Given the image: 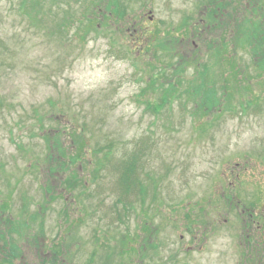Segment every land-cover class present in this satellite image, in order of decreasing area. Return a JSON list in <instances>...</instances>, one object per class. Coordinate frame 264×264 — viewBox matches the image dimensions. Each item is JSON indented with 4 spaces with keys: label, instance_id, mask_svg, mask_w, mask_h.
Returning a JSON list of instances; mask_svg holds the SVG:
<instances>
[{
    "label": "rangeland",
    "instance_id": "374dc122",
    "mask_svg": "<svg viewBox=\"0 0 264 264\" xmlns=\"http://www.w3.org/2000/svg\"><path fill=\"white\" fill-rule=\"evenodd\" d=\"M108 1L0 0V206L18 221L0 238L22 241L0 264H264V69L245 67L232 33L255 2L216 0L217 15L214 0H116L98 14ZM254 94L256 114L230 113ZM84 124L82 153L68 133L65 150L46 146L43 127ZM131 164L145 193L122 187Z\"/></svg>",
    "mask_w": 264,
    "mask_h": 264
},
{
    "label": "trees",
    "instance_id": "16d2710c",
    "mask_svg": "<svg viewBox=\"0 0 264 264\" xmlns=\"http://www.w3.org/2000/svg\"><path fill=\"white\" fill-rule=\"evenodd\" d=\"M233 2H234V0H230L228 3L233 4ZM250 2H255L254 7L252 9H250V12L248 14L244 15V17H241L242 20L239 19V22H238V19L235 20V22L233 23V26H232V33H234V42L246 52V58L245 59L243 58L245 61V67L247 69H249V67H251V68H254V70L258 71L260 68H262L261 70L264 69V9L262 7V3H259V2L253 1V0H250ZM226 4H227L226 2L224 5V4H220L219 1H216V0L212 1L211 5H213L216 9V10H213L212 13H216V11H220L223 8H224V10H226L228 8V5H226ZM100 6H101L102 10H105L104 12H102L101 9L99 10L98 14H101V15L107 14L109 11L114 12V7H116L118 9V6L116 4V0H109L108 2H103V3L100 2ZM208 11L210 12V10H208ZM208 11H207V13H208ZM94 13L95 12H92V14H94ZM117 14L120 16H124V15H126V12L124 11L121 14L120 13H117ZM224 14H225V12H224ZM105 16L109 17V15H105ZM66 25H67V22H61V25L58 26V28H57V33L64 36L65 35L64 30H66ZM207 27H210V26L208 25ZM85 29L86 30L83 31V32H85L84 33L85 39L88 37L89 34L93 33L94 31L97 32L96 28H94V27L90 28V27L86 26ZM228 44L229 43H227V41H223L221 44L216 45L215 48H211L214 50L212 52V54H215L216 57H218L219 56L218 54L221 55V53H222V56H223V51L226 49ZM164 49L168 50V49H166V47H164ZM222 56H221V60H222ZM223 61H226L225 57L223 58ZM208 71H209V67H208V65H206V68L202 74V80L203 81L202 82L200 81L202 84L201 85L202 88L204 86H206L205 84H207V83L209 84L212 81V77L211 78L208 77ZM210 76H211V74H210ZM252 77L258 78L259 75H258V73L255 72L254 75H252ZM165 78H166V75H165ZM158 81L159 80L157 78H154L150 82L152 89L157 90V88L160 87ZM263 86H264V79H263ZM164 90H165V93L161 96L160 100L162 101L161 103H164V105H165L168 100H171L172 98H174V95H176V93H175L176 89L173 90L174 93L172 92L174 95L169 93V91L166 92L167 89L164 88ZM198 93H199V90H198ZM258 96L259 95L254 94L253 101L249 104H245L246 102H244V103L232 105V108H233L232 111L233 112H230V111H228V112L233 113L234 116L239 115L240 117H243L246 114L251 115L254 111L256 114V110L259 109V105H258L259 97ZM231 97H232V94L230 95V98ZM216 104H217V106H219V103H216ZM160 105H159V107L163 106V104H160ZM202 105L209 107V105H207L206 102L204 104L202 103ZM156 106H157V108H159L158 105H156ZM227 106L230 107L229 104ZM150 108H151L150 106L146 107V109H148V110ZM157 108L154 110L158 111ZM228 109H226V111ZM220 110L221 109L219 108V111ZM224 111H225V109L221 110V112H224ZM85 129H86L85 124L82 126V128H80L79 130H77L75 132H71V131H73L72 127L69 130H67L68 132L66 131V129L63 130L62 128L55 129V128L50 127V131H53L55 133V135L52 133H50L51 135H48V131H45L46 128L43 127V130L45 132V144H46V146H48L50 144V142H53L54 144L52 145V147L57 148V150H59V151H63L65 149L69 150L68 149V147H69V148L74 149V150H70L71 152L75 151L77 153H82L83 145L87 144L85 135L83 133L85 131ZM66 133H68V135L66 136V145L67 146L64 149V142L62 141L60 136H64V135H66ZM68 136L70 137V139L67 138ZM57 137H59L60 140L57 139ZM68 140H69V144H67ZM96 146H97V144H96ZM100 150L102 152V148L99 149V148L93 147L90 149V153L93 155V157L97 158L98 154L100 153ZM74 153H71V155L68 156V159H70L71 164H75L77 162V158L79 159V157H80V159H81V156H78L77 158L75 156H73L72 154H74ZM110 154H112V152H110L107 155H110ZM52 155H53V157H51ZM58 156H59L58 160L62 159V160H60L62 162V161H65V159L67 157V153H66V151L63 153L59 152ZM49 159H56V157H55V154L53 152L49 153V150H47L46 160H49ZM96 160H97V163L100 164V162H99L100 158L99 159L97 158ZM58 163H59V165H57L55 167H49L50 172L54 173V175L61 174L59 170L61 169L60 167H62V165H64V164H62L60 162H58ZM133 170H134V164L128 165L126 167L123 175L121 176V178L123 179V182H122L123 186L122 187H125V191H126V190H129L131 186L133 188L134 187L136 188V186H139L140 192L145 193L146 189L143 185H141L140 180L139 179H133V180L131 179L130 175H131V172L133 173ZM75 174L76 173L73 174L74 177H76V178H74V181L77 179L75 181V182H77L80 177L78 178V176ZM86 184L87 183L84 182L83 186H85ZM69 185H71V184H68V187H69ZM74 185L75 184L72 183V187ZM10 208H12V207H10ZM8 209H9V207H7L6 202H4V200H3L2 206H0V219L2 218L1 216H3L2 219H5V222L0 220V226L2 227V225H5L4 228H6L7 230L9 229V231H12V232L18 231V230H16V226L18 225V221L16 219L11 220V217L9 218V220L6 218V216H8V215L14 216L13 212L7 211ZM12 209H14V208H12ZM23 210L24 211H22V214L25 216L28 211L25 209V207ZM28 217H29L28 221H29V224L31 227L32 224L34 223V219L36 217L34 216L33 213L32 214L30 213ZM37 217H38V215H37ZM28 221L24 220L23 223L28 225ZM22 225H24V224H21V226ZM23 229H24V227H23ZM1 231H2V229H1ZM1 239L2 238H0V255L3 254V258L17 257L18 256V252H17L18 245L16 244V242L14 241V242L10 243L6 240L1 241ZM51 246L52 247L54 246L53 241H52V245L50 244V249H52ZM7 247H9L11 250L7 251V249H6ZM57 247L58 246H56V248H54V247L53 248L56 249V251H57ZM56 251H55V253H56ZM57 254H59V252H57ZM57 254L55 255V257L53 254V256H52L53 260H51L49 262H54V264H57V262L59 261V258H58L59 255H57ZM58 264H59V262H58Z\"/></svg>",
    "mask_w": 264,
    "mask_h": 264
},
{
    "label": "flooded vegetation",
    "instance_id": "af4514ba",
    "mask_svg": "<svg viewBox=\"0 0 264 264\" xmlns=\"http://www.w3.org/2000/svg\"><path fill=\"white\" fill-rule=\"evenodd\" d=\"M0 220H2V221H4L5 222V219H0ZM1 221V222H2ZM1 229H2V227L0 226V236H2V235H4V234H8V233H15V232H6V231H1ZM2 234V235H1ZM16 234V233H15ZM20 238H18V239H16V244L19 246V248H20V250H21V245H22V241H21V236H19ZM20 253H21V251L20 252H18V255H19V257H20Z\"/></svg>",
    "mask_w": 264,
    "mask_h": 264
}]
</instances>
